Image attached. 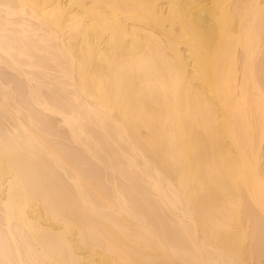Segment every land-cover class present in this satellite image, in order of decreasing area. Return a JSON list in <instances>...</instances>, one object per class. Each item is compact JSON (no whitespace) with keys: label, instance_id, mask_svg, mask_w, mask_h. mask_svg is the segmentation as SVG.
<instances>
[{"label":"bare ground","instance_id":"bare-ground-1","mask_svg":"<svg viewBox=\"0 0 264 264\" xmlns=\"http://www.w3.org/2000/svg\"><path fill=\"white\" fill-rule=\"evenodd\" d=\"M0 264H264V0H0Z\"/></svg>","mask_w":264,"mask_h":264}]
</instances>
